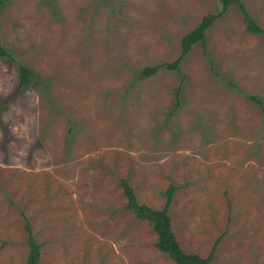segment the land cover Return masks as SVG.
Wrapping results in <instances>:
<instances>
[{
  "label": "rangeland",
  "instance_id": "1",
  "mask_svg": "<svg viewBox=\"0 0 264 264\" xmlns=\"http://www.w3.org/2000/svg\"><path fill=\"white\" fill-rule=\"evenodd\" d=\"M0 46V264H26L22 216L39 264H174L122 180L158 210L175 187L185 253L264 264V0H0Z\"/></svg>",
  "mask_w": 264,
  "mask_h": 264
},
{
  "label": "trees",
  "instance_id": "2",
  "mask_svg": "<svg viewBox=\"0 0 264 264\" xmlns=\"http://www.w3.org/2000/svg\"><path fill=\"white\" fill-rule=\"evenodd\" d=\"M235 1L238 4V0H222L224 8L227 7L229 3ZM243 12V11H242ZM244 22L246 23L247 30L252 34L262 33V30L252 21V19L244 13ZM212 21V17H204L200 27L197 30L199 36L203 29L206 28L208 21ZM210 21V22H211ZM189 51V41L186 38L181 40V52L179 56L172 62H163L153 66H147L141 70V76L143 78H148L155 75L160 70L178 72L179 66L183 60V57ZM0 56L11 59L10 55L6 50L2 49L0 46ZM19 78L21 87L29 84L30 79L34 78V75L28 68L23 65H19ZM253 101L261 104L256 98L251 97ZM121 188L123 195L126 199L125 209L132 213L134 217L138 220L147 222L153 232L156 234V240L154 243L155 249L159 252L165 254L169 259H171L174 264H210L216 244L212 247L209 254L202 258L197 254L185 253L178 242L176 241L172 230H171V220L168 216V207L172 201V196L175 193V187L170 186L165 192V207L162 210L154 209L145 204H139L133 188L130 186L128 181H121ZM23 217L24 222V232L26 234V244L28 248L26 264H39L40 260V248L41 245L36 241L32 229L30 226L29 219L26 216Z\"/></svg>",
  "mask_w": 264,
  "mask_h": 264
}]
</instances>
